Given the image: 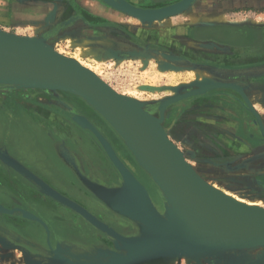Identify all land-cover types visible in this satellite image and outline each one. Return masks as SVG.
I'll return each instance as SVG.
<instances>
[{
  "label": "water",
  "instance_id": "95a60500",
  "mask_svg": "<svg viewBox=\"0 0 264 264\" xmlns=\"http://www.w3.org/2000/svg\"><path fill=\"white\" fill-rule=\"evenodd\" d=\"M102 1L115 10L139 20L143 25L152 26L154 22H161L190 10L197 0H182L155 10L135 8L125 0ZM124 5L126 9L123 8ZM148 50L141 51V53L128 51L116 59H122L120 57L123 56L125 59L142 57L147 54ZM150 52L157 53L151 50ZM164 57L170 63H162L161 70H182L177 65H184L183 60L168 55H164ZM72 62L78 68L73 66ZM199 84H201L200 87L196 86ZM0 85L15 89L31 88L66 93H70L67 92L69 90L92 102L124 137L125 147L132 154L138 166L157 187L164 201L163 212L161 213L155 206L149 191L121 160L111 142L87 117L76 114L73 121L96 137L109 161L120 175V185L115 186L116 188L108 187L105 184L90 180L79 167L76 169L60 155L61 159L74 171L86 190L107 209L132 222L139 234L130 238L120 235L87 209L56 191L17 160L7 158L4 153L0 152L2 162L26 178L43 195L64 207L72 209L91 226L106 234L112 241L114 250L97 249L92 255L86 251L83 254L67 252L75 255L69 258L66 256L67 254L64 255L66 251L59 248L57 241L55 248L51 247V229L43 221L35 218L30 221L39 224L45 230L48 249L29 242L2 224H0L1 234H5L14 242L43 252L47 259L55 264H163L183 257L211 258L213 256L206 255L211 252L210 248L195 247L196 245L208 244L248 245L229 249L225 254L213 257L219 260L230 257L237 259V256L238 258L241 257L244 251L257 248H263L258 259H264V244H261L264 243V213L239 208L235 203L228 202L209 189L189 169L182 155L180 153L181 157L178 155L177 147L173 143L171 144V140L162 126L163 111L168 106L192 96H202L213 89L228 88L241 92L240 87L204 78L190 86L174 88L172 90L176 96L161 102L159 118L145 109V103L129 98L132 103L147 112V117L121 96L111 91L101 81L95 79L90 71L80 67L75 60L55 52L54 46L45 39L19 37L2 30H0ZM187 88L189 91L185 92L188 90ZM145 89L154 90L149 87ZM151 119L156 121L159 127ZM101 189L113 190L122 194H125L127 190H132L131 194L133 195L140 192L139 196L142 198L143 195L144 205L139 209L133 207L123 210L108 201L101 193ZM0 207L3 205L0 204ZM23 211L25 210L20 207L12 208L5 212L0 211V215L8 214L11 217L25 218ZM26 212L29 211L26 210ZM155 222L157 223L155 224ZM169 226L189 231L194 234V238L189 241H182L179 238L174 241L180 244L177 245L165 233V227ZM190 245L194 246L181 247ZM233 252L237 254L233 255Z\"/></svg>",
  "mask_w": 264,
  "mask_h": 264
},
{
  "label": "rangeland",
  "instance_id": "374dc122",
  "mask_svg": "<svg viewBox=\"0 0 264 264\" xmlns=\"http://www.w3.org/2000/svg\"><path fill=\"white\" fill-rule=\"evenodd\" d=\"M229 15H231V17L235 19H248L253 15H258L262 18V20L260 19V24L258 26L264 29V11L235 10ZM181 18L182 17H180L178 20H181ZM136 22V24H140L139 21ZM170 23L172 24L171 26H173L174 22L164 21L163 23H161V25H158V28H160V26H162L163 29L169 28L171 27ZM144 26L145 28L149 27L148 25ZM141 28H144L143 24L141 25ZM120 33L123 32L120 31ZM123 35L125 36V33ZM79 47L80 49H84V52L77 47L73 48L72 44L70 43H68L67 46H65L64 44H60L59 46H57V48H55L54 46V49L55 51H57L58 54H65L64 56L70 59H72L71 57H79L80 55L87 64L91 65L94 69L98 68V76L104 82L114 88L118 93L123 94L129 91H136L139 97L142 99H133L141 103L147 104L145 105V109L157 118L160 117L161 102L168 98L176 96V93L172 89L181 86H190L191 84L197 81H202L205 78V75L202 73V70L200 68L192 66L188 67L186 64H178L177 66L182 69L179 71L161 70L160 67L162 63H170L169 60L164 57V55H171L164 52H157L154 54L153 52H150L151 49L149 47L136 48L135 51L139 53L146 49L149 50L147 51V54L142 57L129 59H125V56L120 57L122 59H116L108 50L104 51L100 48H93L92 46L88 47L84 45ZM118 47L122 49L121 52L123 51V54H125V48H134L131 43L128 47L127 45L125 46V44H122ZM99 51H103L101 52L103 54H100ZM187 67L188 69H186ZM162 74H165L166 76H163ZM173 74L175 75V79H171ZM146 87L153 88L154 90H147L145 89ZM187 91H189V89L185 92ZM238 93L245 97L242 91ZM185 100L182 101L184 102ZM182 101L168 106L163 111L164 121L162 123V126L167 132V135L171 142L179 150L182 151L186 159L188 158V161H190L191 167L194 168L195 171L209 184L214 185L222 189L223 191L230 192L231 194L233 193V195L241 197L247 202L253 201L256 198L257 200L255 201H259L264 206V174L260 173L261 166L259 165L261 162L258 164H256L255 162H259V160H262L264 162V153H256L254 154L255 157L254 155L252 157L250 154L230 152L231 155L233 154L234 157L228 159L224 158L215 160H202L203 155L205 153L202 150V147L200 146L203 134L196 129H202L203 121H194V127H196V129L189 134L190 136L187 134L185 126H177L176 124L183 123V121L179 122V117H181L179 112L181 111V109L184 108V103H182ZM246 103L249 112L251 110V112H253L254 114L255 109L251 106L248 99L246 100ZM83 113L85 115H83ZM170 113H172V115H170ZM11 114L13 115V117L11 116ZM76 114L85 116L94 124H96L95 126L98 125L97 128L102 134H104L105 137L107 136L106 138L108 140L110 139L109 141H111L113 147L116 148L119 154L118 156L121 158V160H123L124 163L126 162L128 167H130V170L134 173L136 177L137 173L138 175H140L141 180L144 182V184L140 180L139 181L149 191L153 202L155 203V205H157V208L163 211L164 201L157 187L153 184L151 179L144 173V171L138 166L132 154L128 151V149L125 147L124 143L120 140V138L110 129V127L98 114H96L86 104L79 101L76 95L62 91L54 92L49 90L31 88L15 89L0 85L1 134L3 132L6 133L9 130H12L10 131V133L16 132L18 142L17 144H21L22 146V144L24 143L25 148H29L30 145L25 139L30 140V138L33 136L32 131L30 129L29 132L25 125L20 121V119L16 120L15 118L26 116L30 119H33L38 118V116H40L41 120L45 121L46 124L43 134H49L47 135V139L50 140V145H52L51 147H53L54 143H61V146H66L69 149L71 148L74 152H77L78 156L80 157L78 158V166L83 172V174L90 180L100 182L102 184H105L106 186L118 184L121 181L120 175L118 174L117 170L114 168L112 163L109 161L107 155L105 154L96 137L90 131L81 128L73 121V117ZM14 116L16 117L14 118ZM263 122L264 121L259 120L258 123L261 127V137L264 141ZM215 123H217V121H215ZM55 125H60V131L56 130L57 127H55ZM216 131L219 132L218 129ZM57 134L60 136H57ZM192 135L194 136L191 138ZM8 138L6 141H10L13 143L11 137ZM242 138L246 139V136L242 134ZM219 140H221V138L215 136V140L213 143L214 147L217 150H220V153H217V155H220L218 157L222 158L223 156L225 157L230 155L225 154L228 152L223 150V145H221L220 147L218 146L220 145ZM189 145H191V147L195 146L198 149V157L195 152L191 150L192 148H190ZM11 150L13 154L19 157L20 160H22L30 169L17 160L20 164H22L28 170L32 171L43 181L64 180V196L75 201L76 203L79 202L82 207L87 209L89 212H92L94 215H96L97 213L98 215L96 217H99L98 219L101 222L107 224L109 227H112L115 231H118L120 235L124 237L126 236V238H130L133 237V235L135 237L139 234L137 228L132 222L107 209L96 197H94L88 190L85 189V187L79 182L78 176L61 159L60 154L58 155V159L61 163H59L57 159L53 158L52 153L47 154V160L46 155L43 156L39 151L34 152L33 157L35 156V158L33 162L29 159H24L16 151L15 148L12 147ZM8 155L11 156L9 153ZM0 163L3 164L5 167L11 169L2 162L1 158ZM39 163H42L44 166H47L48 170L42 169L40 166L36 165ZM41 172L49 173L50 178L46 179L45 176L41 174ZM51 172L54 173L55 179L51 176ZM18 175L22 179L27 180L22 175ZM50 200L54 202L55 208L59 206V212H57L58 214L56 213L54 218L56 221V225L58 224L60 226H64L66 229H68V231H71L69 234H71V237L73 239L76 238L75 235H77V233H92L91 237L87 236L86 238H80V242L84 241L85 243L92 244L94 246L95 244H103L105 242L106 244H103L105 246L98 248L107 250L110 246L108 250H114L113 243L107 237L106 234L91 226L72 209L64 207L63 205L52 200L51 198ZM87 206L89 207V209ZM94 209L96 210L94 211ZM13 218H17V221L11 223ZM23 222L27 223L32 221H28L22 217L0 215V224L8 226L10 229L14 230L17 234L21 235L29 242L35 245L38 244V246L48 249L49 246L47 244V234L43 227L36 223L39 226L37 228L38 230L40 229V232L37 234H32V231H29V234L27 232H23ZM1 237L3 238V240ZM104 239L107 241H105ZM0 240V264H53L47 259L46 254H44L43 252L35 248H30L23 244H19L18 242H14L5 234L0 233ZM51 240V247L55 248L56 239L52 231L50 241ZM76 245L80 246L78 244ZM94 246L91 247L94 248ZM262 252L263 248H257L251 251H244L241 257L238 258L237 256V259H235V257H230L219 260L213 257H206L198 259L185 258L186 260H184L183 257L170 261L172 262V264H264V259H258V256H260ZM235 253L236 252H233V255ZM67 257L70 258L68 254ZM170 261L166 263L164 262L163 264H171Z\"/></svg>",
  "mask_w": 264,
  "mask_h": 264
},
{
  "label": "crops",
  "instance_id": "0c3cea01",
  "mask_svg": "<svg viewBox=\"0 0 264 264\" xmlns=\"http://www.w3.org/2000/svg\"><path fill=\"white\" fill-rule=\"evenodd\" d=\"M127 1L132 6L141 9L155 10L170 6L159 7L161 5H158L168 0ZM235 10L264 11V0H197L190 10L161 22H154L148 28H145L144 25V28H141L142 23L139 20L115 10L102 0H0V30L19 37L38 36L37 38H43L50 44L53 43L55 48L60 44L67 46L70 42L74 44L73 48H76V45H85L104 51H111L110 47L116 40L115 32H122L121 27L123 29L131 27L137 30L156 31L165 37H173L180 44L182 43L186 56H190L192 53L196 59L204 60L205 64L201 66V70L205 78L240 88L243 85L250 89V87L252 88L249 85L251 81L264 80V63L251 68H239L238 66L249 60H258L263 57L264 29L258 26L262 18L253 15L248 19H235L229 15ZM191 16H195L199 20L192 22ZM180 17H182L181 20H178ZM202 18L204 20H201ZM166 20L174 22L173 26L170 23L171 27L169 28L163 29L162 26L158 28V25ZM136 21H139L140 24H136ZM208 27H238L242 30L252 31L254 37L261 39V44L257 43L254 47H242L240 44L242 42L238 44L233 42L232 45L221 44L216 41L195 40L191 38V34L189 35L190 30ZM126 45L128 47L130 43L125 42ZM135 50V47L125 48V52H135ZM155 51L159 52V50ZM173 57L180 58L188 67L192 66L187 57ZM216 63L217 65H215ZM241 80L244 82L247 80L248 83L241 84ZM262 86L261 89H258L260 92L258 93L261 95V99H264V85ZM114 149L118 154L115 147ZM41 174L46 179L50 178L47 172H41ZM45 181L59 193L65 194L64 180ZM115 185L119 186L120 182L112 184L113 187ZM3 195L7 197L5 198ZM0 204L10 209L18 207L28 209L47 221L53 230H59V225H56L54 219L56 213L59 212V206L55 208L54 202L27 180H0ZM16 221L17 218H13L11 223ZM23 225V232L29 234V231H32V234L40 232V229L37 228L39 226L35 222H27Z\"/></svg>",
  "mask_w": 264,
  "mask_h": 264
},
{
  "label": "flooded vegetation",
  "instance_id": "af4514ba",
  "mask_svg": "<svg viewBox=\"0 0 264 264\" xmlns=\"http://www.w3.org/2000/svg\"><path fill=\"white\" fill-rule=\"evenodd\" d=\"M178 1L180 0H168V1H163L158 5H161L159 7H163V6L171 5L173 3L175 4V2ZM121 29L123 33L115 32L116 40L114 41L113 45L110 47L111 51L109 52H116L119 56H122L123 52H120L122 49L118 46L122 44L124 45L125 42H129L135 48L149 47L151 49H155L159 51L161 50L160 52H164L169 55L182 57V58L187 57L192 67L201 69V66L205 64L204 60L202 61L201 58L200 60L196 59L194 54L192 53L190 54V56H186L184 54L185 52L183 51V46L173 37H169V36L165 37L163 34L161 35L159 32L156 31H150V30L145 31L142 29L137 30L131 27H125V29L121 27L120 30ZM124 33L125 36L123 35ZM190 34H191V38L206 42L216 41L221 44H231V45L233 42H236L237 44L242 42L240 43L242 47H254L257 43L261 44V39L259 37L256 38V36L254 37V33L252 31H248L244 29L242 30L238 27L195 28L189 31V35ZM262 56L263 57L258 58V60H251V61L249 60L247 62L241 63L239 64L238 67L251 68V67L259 66L264 63V52ZM215 65H217V63ZM243 83L246 85L248 82L246 80L245 82L242 81L241 84ZM261 84L264 85V80L258 82L251 81L249 85L252 86V88L250 87V89L249 87L247 88L242 85L241 89L245 97H243L237 91L223 88V89L208 91L202 96H192L184 101L183 104L184 108L181 109V111L179 112L181 116L179 117L180 120L179 122L183 121V123L176 125L179 127L185 126L186 132L189 135L190 133H192V131L196 129V127H194L195 125L194 121L196 120L203 121L202 129L201 130L196 129L203 134L202 142H200V146L202 147V150L205 153L203 155L202 160H213V159L215 160V159H224V158L228 159L234 157L233 154L231 155V153H245V154H250L252 157L256 153H260V152L264 153V141L261 137L262 135L261 127L258 123L259 120L264 121V99H261V95L259 94L260 92L258 90L263 87ZM247 99L250 102L251 106L254 107L255 109L254 114L253 112H251V110L249 112L247 108V103H246ZM83 115L85 114L83 113ZM170 115H172V113H170ZM11 116L13 117L12 114ZM15 117L16 116H14V118ZM15 119L16 120L20 119V121L25 125V127L29 132L31 129L33 136L32 137L30 136L31 137L30 140L25 139L30 146L29 148H25L24 143L22 144V146L21 144H17L18 142H17L16 132L10 133V131L12 130H9L6 133L5 132H3L2 134L0 133V150L7 151L13 158L21 162L27 168L29 167L22 160H20L19 157L13 154L11 150L12 147L15 148L16 151L26 160L29 159L30 161L34 162L35 156L33 157V154L34 152L39 151L43 156L44 155L47 156V160H48L47 154L52 153L53 158L57 159L58 162L61 163L58 159L59 148L61 147V143L59 144L54 143L53 147H51L52 145H50V140L47 139L48 137L47 135L49 134H45V135L43 134L46 124L45 121L41 120L40 116H38V118H33V119H30L26 116L18 117ZM215 121H217V123H215ZM55 127H57L56 128L57 131H60L61 129L60 125H55ZM217 129L219 132L216 131ZM242 134L246 136V139H244L245 137L242 138ZM57 136L60 135L57 134ZM193 136L194 135H192L191 138ZM215 136L221 138V140H219L220 145L218 146L220 147L221 145H223L224 147L223 150L228 152L225 154L226 155L230 154V155L225 157L223 156L222 158L218 157L220 155H217V153H220V150L219 149L217 150L213 144L215 140ZM8 137H11L13 143L10 141H6ZM189 146L190 148H192L191 150H193L198 157L199 155L198 149L195 146L192 147L191 145ZM65 148L67 147L65 146ZM69 150L76 156L77 159L80 158L77 152H74L71 148ZM255 162L256 164L261 162L259 165L261 166L260 173L264 174V162L262 160H259V162L257 161ZM36 165L40 166L42 169L48 170L47 166H44L42 163ZM136 175L138 179L141 182H143L141 180L140 175H138V173ZM51 176L55 179L54 173H52ZM0 180H24V179H22L13 170L5 167L3 164L0 163ZM58 228L59 230L56 231L50 227L52 233L59 236L61 239L78 244L86 249H91L94 246L92 244H87L84 241L80 242L82 237L85 238L87 236L91 237L92 233L81 234L78 231L80 234L77 233V235H75L76 238L73 239L71 237V234H69L71 231H68V229H66L64 226H60V225ZM103 244L106 243L104 242ZM103 244L101 245L95 244L94 247L105 246Z\"/></svg>",
  "mask_w": 264,
  "mask_h": 264
},
{
  "label": "bare ground",
  "instance_id": "6f19581e",
  "mask_svg": "<svg viewBox=\"0 0 264 264\" xmlns=\"http://www.w3.org/2000/svg\"><path fill=\"white\" fill-rule=\"evenodd\" d=\"M126 1V0H125ZM182 1V0H181ZM181 1H178V2H181ZM127 2V1H126ZM129 3V2H128ZM130 4V3H129ZM126 5V4H125ZM123 6L124 9H126V6ZM131 5V4H130ZM132 6V5H131ZM134 7V6H133ZM136 8V7H135ZM25 10V9H24ZM191 21L192 22H197L199 20V18L195 17V16H191L190 17ZM216 19H220V18H216ZM201 20H204L203 18ZM167 21V20H166ZM36 28V27H35ZM35 30V29H34ZM39 34V33H38ZM130 34V33H129ZM38 37V36H37ZM50 38V37H49ZM135 39V38H134ZM110 40V39H109ZM121 41V40H120ZM138 42V41H137ZM70 43V42H69ZM124 43V42H123ZM128 43V42H127ZM53 44V43H52ZM72 44V46H74L73 43H70ZM103 44V43H102ZM182 44V43H181ZM55 45V44H54ZM77 48L80 49L79 46L81 45H76ZM96 46V45H95ZM115 46V45H114ZM113 46V47H114ZM78 49V50H79ZM151 49V48H150ZM84 52V49H80ZM166 50V49H165ZM161 51V50H160ZM159 51V52H160ZM57 52V51H55ZM103 51H99L100 54H103L101 53ZM121 52V51H120ZM123 52V51H122ZM128 52V51H127ZM166 52V51H165ZM113 56H115V58H119V55L116 53V52H111ZM60 54V53H59ZM84 54V53H82ZM93 54V53H92ZM91 54V55H92ZM199 54V53H198ZM65 55V54H64ZM62 55V56H64ZM67 56V55H66ZM70 57V56H68ZM162 57V56H161ZM73 60H75V62L77 64L80 65V67H82L83 69L87 70V71H90L91 75L101 81L105 86H107L111 91H113L114 93H116L117 95L121 96L123 99H125L128 103H130L132 106H134L136 109H138L140 112H142L143 114H145L146 116L148 115L146 111H144L141 107L139 108L136 104L132 103L131 102V99L129 98H135V99H142L139 97L138 93L136 91H129V92H125L123 94H120L118 93L114 88H112L109 84H107L106 82H104L98 75H99V70L98 68L94 69L91 65L87 64L83 59L82 57L79 55V57H71ZM161 59V58H160ZM166 60V59H165ZM164 61V60H163ZM70 63V62H69ZM73 63V62H72ZM71 63V64H72ZM165 63V62H164ZM158 64V63H157ZM73 66L77 67L76 64H72ZM162 65V64H161ZM175 65V64H174ZM78 68V67H77ZM156 70V69H155ZM172 71V70H171ZM160 72V71H159ZM149 73V72H148ZM159 74V73H158ZM163 75V74H162ZM163 76H166L165 74ZM157 78V77H155ZM171 79H175V75L173 74L172 75V78ZM152 80V78H151ZM154 80V79H153ZM158 80V79H157ZM200 80V79H199ZM202 80V79H201ZM156 81V80H155ZM9 82H13V81H9ZM168 82V81H167ZM198 87L201 86V84L199 85H196ZM53 88V87H52ZM67 92H70L74 95L77 96V98L79 99V101L83 102L84 104H86L88 107H90L96 114H98L103 120L104 122L110 127V129L120 138V140L124 143L125 139L124 137L120 134V132L115 128V126L113 124H111V122L108 120V118L103 114V112L97 107L95 106L92 102H90L89 100H87L86 98H84L83 96L79 95L78 93L76 92H73V91H67ZM74 97V96H73ZM248 98V97H247ZM202 99V98H201ZM61 101V100H60ZM63 102V101H62ZM182 103H184L182 101ZM195 103V102H194ZM147 105V104H146ZM153 106V105H151ZM153 109V108H151ZM155 112V111H154ZM197 113V112H196ZM150 116V115H149ZM158 116V115H157ZM148 117V116H147ZM156 117V116H155ZM152 120V119H151ZM154 122V124L158 126V123L154 120H152ZM164 121V120H163ZM112 126H110V125ZM165 126V125H164ZM30 129V128H29ZM264 134V133H263ZM172 144V142H171ZM125 145V143H124ZM176 148V147H175ZM176 152L178 153V155L180 156V154L182 155V157L184 158V162L186 163V165L189 167V169L209 188L211 189L215 194H217L219 197L225 199V200H228V202H232V203H235L236 205L239 206V208H244V209H248V210H253V211H257V212H261V213H264V206L259 202V201H255L257 200L255 198V200L253 201H246L245 199L241 198V197H238L236 195H233V193L231 194L230 192H227V191H223L222 189L214 186V185H211L209 184L207 181H205L196 171L194 168L191 167L190 165V161H188V158L186 159L185 155L182 153L181 150H179L178 148H176ZM1 153H4L6 155L7 158H12L11 156L8 155V153H5V151H2L0 150ZM180 153V154H179ZM59 154L61 155V157L63 159H65L70 165H72L73 167H75L76 169H78V159L76 158V156L70 151L68 150L67 148H65L64 146H61L59 148ZM9 156V157H8ZM181 157V156H180ZM182 159V158H181ZM241 169V168H240ZM32 172V171H31ZM33 173V172H32ZM116 186V185H115ZM109 187V186H108ZM110 187H113V186H110ZM116 188V187H115ZM102 194H104V197L112 202L114 204V206L118 207V208H121L123 210H125L126 208H141L144 203H143V195H142V198L139 196L140 195V192L137 194V195H133L131 194V191L132 190H127L125 192V194H122V193H118L116 191H113V190H100ZM240 193V192H239ZM254 194V193H253ZM103 196V195H102ZM253 196V195H252ZM243 197V196H242ZM245 198V197H244ZM262 198V197H261ZM251 200V199H250ZM79 203V202H77ZM80 204V203H79ZM155 204V203H154ZM2 205V204H1ZM81 205V204H80ZM89 206V205H88ZM87 206V207H88ZM157 207V205H155ZM89 209V207H88ZM6 210H11L10 208L6 207L3 205V207H0V211L2 212H5ZM25 211H23V214L25 216V219L30 221L31 219L35 218V219H40L41 221H43L45 224L48 225L47 221H45L44 219H42L40 216H38L36 213L28 210V209H24ZM29 211V212H26ZM41 210V209H40ZM96 209H94L95 211ZM142 210V209H141ZM161 213L163 211L159 210ZM98 212V211H97ZM92 213V212H91ZM93 214V213H92ZM8 215V214H7ZM98 214L96 213L95 216H97ZM105 217V216H104ZM99 218V217H98ZM102 219V218H101ZM157 221V220H155ZM157 222H155L156 224ZM110 224V223H109ZM170 227V226H169ZM169 227H165V233L172 238V242H174L175 240L181 238L180 240L182 241H189L190 239L194 238V234L193 233H190L189 231H183L182 229H177L178 227L176 228H169ZM49 229V228H48ZM55 232V231H54ZM118 232V231H116ZM122 234V233H121ZM137 234V233H136ZM50 235H51V230H50ZM55 235V234H54ZM124 235V234H123ZM102 237V236H101ZM126 237V236H125ZM134 237V235H133ZM173 237H176V239H173ZM2 238V237H1ZM18 238V237H17ZM64 238V237H63ZM106 238V237H105ZM55 239L57 241V245L59 246L60 249H63L65 250V254H68L70 257L71 256H75V255H71L69 253H74V254H77V253H80V254H83L84 251H86L89 255H92L95 253V251L97 249H101V248H98V247H94V248H91V249H86L84 247H81V246H77L76 244H73V243H70V242H67L63 239H61L59 236L55 235ZM3 240V238H2ZM53 240V238H52ZM52 240L50 242H52ZM105 240V239H104ZM1 241V240H0ZM107 241V240H105ZM8 243V242H7ZM176 243L177 245H180L178 244L177 242H174ZM108 244V243H107ZM261 244H264V243H261ZM38 245V244H37ZM101 245V244H100ZM109 245V244H108ZM78 248H76V247ZM191 246H194V245H190V246H181V247H191ZM241 246H248V245H240V244H208V245H196L195 247L197 248H210L209 250L211 252L207 253L206 255H210V256H213V257H219L221 256L222 254H225L226 251H228L229 249H233V248H236V247H241ZM100 247V246H99ZM110 247V246H109ZM108 247V249H109ZM261 249V248H260ZM26 250V249H25ZM62 252V251H60ZM69 252V253H67ZM53 253V252H52ZM55 254V253H54ZM67 256V255H66ZM177 258V257H176ZM28 260V259H26ZM184 260L185 257H184ZM257 260V259H256ZM35 261V260H34ZM43 261V260H42ZM194 261V260H193ZM171 262V261H170ZM196 262V261H195ZM41 263V262H40ZM53 263V262H52ZM166 263V262H165ZM181 263V262H180ZM34 264V263H32ZM54 264V263H53ZM169 264V263H168ZM172 264V262H171Z\"/></svg>",
  "mask_w": 264,
  "mask_h": 264
},
{
  "label": "trees",
  "instance_id": "16d2710c",
  "mask_svg": "<svg viewBox=\"0 0 264 264\" xmlns=\"http://www.w3.org/2000/svg\"><path fill=\"white\" fill-rule=\"evenodd\" d=\"M98 126V125H97ZM110 140V139H109Z\"/></svg>",
  "mask_w": 264,
  "mask_h": 264
}]
</instances>
